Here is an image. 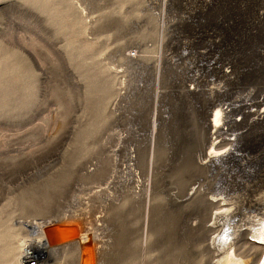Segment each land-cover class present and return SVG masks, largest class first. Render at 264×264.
<instances>
[{"label":"rangeland","instance_id":"obj_1","mask_svg":"<svg viewBox=\"0 0 264 264\" xmlns=\"http://www.w3.org/2000/svg\"><path fill=\"white\" fill-rule=\"evenodd\" d=\"M186 6L198 10L192 23L231 20L230 29L223 30V47L210 44L203 29L173 27L188 15ZM203 6L200 0H0V264H18L21 243L32 236L20 220L52 219L55 224L45 230L58 248L53 259L64 260L63 264L79 263L75 251L78 240L85 239L82 264L225 260L227 253L208 244L215 228L204 235L191 232L188 224L208 218L212 208L221 206L211 203L216 195L227 200L234 192L252 197V186L264 182V158L257 156V145H236L240 137L233 131L234 143L225 138L227 133L220 137L224 136L220 143L226 150L235 147L229 163L207 169L195 162L197 129L206 112L194 103L168 99L165 90L175 87L168 68L172 72L180 68L183 86L194 87L201 79L198 73L212 84L228 82L218 72L223 56L235 76L246 69L241 68L245 62L253 67L258 47L264 50V1L213 0L201 11ZM236 20L241 27H236ZM252 27L258 31L255 37ZM236 38L244 39V51L251 52L240 63L235 60L243 47ZM213 52L221 54L217 67L209 62ZM229 52L235 58H229ZM127 54L147 63V71L138 66L128 69ZM259 67V74H264V65ZM261 80L244 73L236 79L239 83L231 82L239 88L228 99L251 98L253 109L263 107ZM117 94L120 107L114 115ZM162 98L177 104L166 106L165 112L159 104ZM246 107L250 108L241 106L238 113L250 111ZM156 112L172 126L167 136L159 120L153 121ZM240 123H249L247 113ZM115 132L129 134V141L120 143L134 149L144 176L149 144L155 142L147 198L139 188H132L135 193L120 190L113 198L102 189L114 167ZM121 148L117 158L124 160L126 146ZM191 188L199 196L185 200ZM131 194L135 199H130ZM260 229L243 239V246L248 243L245 251H236L240 259L251 253L250 264H264Z\"/></svg>","mask_w":264,"mask_h":264},{"label":"bare ground","instance_id":"obj_2","mask_svg":"<svg viewBox=\"0 0 264 264\" xmlns=\"http://www.w3.org/2000/svg\"><path fill=\"white\" fill-rule=\"evenodd\" d=\"M200 1L205 5V6L201 7V11H206L207 7L212 6V3H213V0H200ZM260 4H261V2H260ZM71 5L73 6L72 3H71ZM195 7L186 6V10H187L186 12L188 13V15L186 17H184L183 21L179 22L178 24L174 25L173 27L176 29L179 26L181 28H184L185 25L186 26L190 25L189 27H185V28L191 29V30L194 29L197 31H200V29H203V30H205L204 32H207V34H208L207 40L210 41V44H212V45L218 44V46L223 47V45H224L223 44V38H224V34H226V31H223V30L224 29H230V27H228V26H229V23L231 22V20H226V21L225 20H219V21H217V22H220L221 26L217 22L212 23V22H206L205 21V22H202V24H201V22L192 23L191 18L194 17L196 12L198 11ZM254 7H255V5H254ZM260 7H261V5H260ZM261 17H264V12H262ZM238 21H239V19H238ZM238 21L235 22L236 27H241L239 25ZM223 24H225V25H223ZM234 26H235V24H234ZM257 32L258 31L255 27L251 28L252 37L257 36ZM222 33H223V35H221ZM236 39H237V42L243 47V52L239 55L240 59L235 60V63H240L244 58H248L251 55V52L249 50L244 51L245 45H246L244 39H238V38H236ZM250 39L257 41V39H254V38H250ZM258 48H259L258 52H256V54L253 57L254 62H252V63L254 66L249 67L247 65V63L245 62V64L241 65V68H246V69L241 70L239 72L240 75L238 74L236 76H235V73L232 69L228 70L230 68V66H229L230 61H227L225 59V56H223V59H222L223 62H222V65H219L220 71L218 70V72L219 73L221 72V77L224 78L226 81H228V82H226V84H220L221 82L220 83L214 82L212 84L210 79H208V80L206 79L207 78L206 75L201 76V74L198 73L197 75L201 79H199V81L195 84V86L190 87V85H188L187 87L186 86L184 87L183 84L181 83L182 79L180 77L181 74L179 72L180 68H178V67L173 68L174 67L173 66L172 67L173 72H172L171 68H168V71L170 73L169 76H170V78L172 77V79H173L172 82H173V84H175V87H173V88L168 87V89L165 90V94H167L168 99L171 98V100H172V98L174 97V99L175 98L177 99V102L179 100H182V101L189 102L190 105H191V103L192 104L194 103V105L199 106L200 108L202 107L203 111L205 109L206 114L204 115L205 116L204 120L202 121V124L200 125V127L197 129L196 144L194 146L195 147L194 148L195 153H194V158H193L195 160V162H199V165L203 166L204 168L211 169V167L218 166V165L222 166V164L229 163L230 157L232 156L231 154L235 153L234 152L235 147L232 148L230 151H228L224 147H222V145L216 144V142H214V140L212 138L213 133H216L217 136L219 134L223 135L224 133H226L225 130H223L224 127H223V129H222V127H218V122L221 120V114H222V112H225L226 110H227L228 122H225V123H227L229 126V128H228L229 133H231L233 131H238L236 133V136L240 137L239 140L235 142L236 145H238L239 143L241 144L243 142H247V144H249V145H251V143L253 145H257L258 148H260V149L262 147V150H260V149L258 150L259 152H258L257 156L260 158H264V107L258 108V109H253L252 106L254 105V101H252V99H250V98H246L244 101L234 100L232 98H231L232 100L228 99L229 97H231L232 93H236L234 91V89L238 90V88H239L238 86L233 85L231 82L233 81L234 83H236V79L239 78V76H244V73H246V74L251 73V78L254 79L255 81H259V80H261V78H264V74H259L262 72V69H260L261 67H259V66L261 64L264 65V50L260 49V46ZM219 54H214V52L211 54L212 58L214 56V58L209 61L212 64V66H215L216 63H218V61H217L218 56L217 55H219ZM220 56H221V54H220ZM229 56H230L229 58H231V57L235 58L236 54L229 52ZM255 56H256V58H255ZM127 59H128V69H130V67H132V66H133V68L138 66V67H141L142 70L147 71V67H146L147 63H145L144 61L136 62V61H134V60H136V58L130 54H127ZM217 66L218 65H216V67ZM221 68H223L224 71H222ZM123 82L124 81H121V83H123ZM202 82H204V83L202 84ZM237 83H239V81H237ZM202 86H205V87H202ZM229 86H232V88H230ZM117 95H118L117 98L115 97L113 102H112L114 115H117L115 113L120 107L121 95L120 94H117ZM172 95H174V96H172ZM174 99H173V101L176 100V99L175 100ZM173 101H171V102H173ZM177 102L175 101V103L167 104L168 103L167 100L165 101V99H163L162 101H160L159 104L162 105L163 110H165L166 106L176 105ZM227 102L230 103V107H224ZM241 105L242 106H247V105L250 106V108L246 107V109H250V111L246 112L247 118L249 119V123L245 124V125H243L244 123H240V122L236 123V121L233 120V115L235 112H237L236 107H240ZM259 106L257 105V107H259ZM173 107H176V106H173ZM169 110H171V108H169ZM111 111H112V109H111ZM157 111H158V109H157ZM166 111L167 110H165V112ZM154 120L156 122L159 120V122L162 125V127L160 126V128L162 130H165V135L168 134L166 131H170L172 129V126L170 125V122L166 119V117H164L163 115L159 116V114H157V112H156V115H155L153 121ZM197 121H200V119ZM114 122H117L116 117H115ZM241 125H243V126L241 127ZM114 135L116 136V142H117L115 144V146L113 145L114 149H112V155H113V159H114V161H113L114 164L113 163L112 164L114 167H113V170L111 171V174L109 176V180L105 183L106 186L103 188L101 187V188L106 189V190L108 189L109 190L108 193H109L110 197H112V198L115 197L116 193H118L120 190L127 191L128 193L129 192L133 193L134 192V190L132 189L133 187L135 188V190H136V188L137 189L139 188L142 191L141 193H143L144 196L147 195L146 193L148 192V189H149L151 181H152V166H153V158H154V155H153L154 149L153 148L155 146V142L149 144V147L151 148V156H150V160L145 162L144 172L147 173V175L144 176V175H142V173H140L141 171L138 170V167H140L139 166L140 160H139V156H135L133 154L134 149L128 148V144L123 143V145H122L120 143L121 140L128 142L129 141L128 140L129 134L128 133L125 134L123 132H122V134L119 132H115ZM153 136H155V134H153ZM222 138H223V136H222ZM225 138H226V135H225ZM223 140H225V139H223ZM211 141H212L214 146L208 147L209 146L208 144H210ZM221 142H223V141H221ZM230 142L234 143V141H230ZM232 145L234 146V144H232ZM125 146H126V154L124 156V160H119L117 158V155L120 152L119 150L121 147L125 148ZM182 146H184V145L182 144ZM229 148H231V147H229ZM236 152L238 153L239 151H236ZM235 157H237V156H235ZM260 158H259V160H261ZM245 168H246V166H245ZM261 176H260V178H261ZM123 178H125V179H123ZM132 184H133V186L131 188H129V186H131ZM243 186H246V185H243ZM125 188H126V190H125ZM195 188H191V191H189L187 193L185 200H191L192 201L193 199H195V197L199 194V193H197L199 191L196 190ZM249 188H250V186L248 185L246 190H248ZM251 189L255 192V194L254 193L252 194L253 195L252 197L247 196V195L243 196L242 194L241 195L240 194L235 195V192H234V195L232 194L233 196H230V198H228V200H229L228 201L226 198L224 199V198L218 197L217 195L214 196L210 200H211L212 204L217 203V204L221 205L218 209L213 210V208H212L211 211H209L210 212L208 215L209 217L206 218L207 217L206 216L205 219H203L202 221L201 220H199V221H193L192 220L193 222H189V224L187 222L188 229L193 233H197V232L199 233L200 232L201 234L203 233L205 235V233H206L208 235L209 231L212 228H215V231L217 233L214 236H210L211 238H210V241L208 244L211 246V248H214L215 251L217 250L221 254L227 253V256L224 255V257H225V260L223 258L224 261L223 260L221 262H220V260H217L214 262L211 261L210 262L211 264H250L251 263V261H250L251 260V253L246 254V252H244L246 254L247 258L240 259L238 257V254L236 251H238V253H239V249H240V251L242 250V252L245 251L243 249H246V248H243V247L244 246L246 247V245L248 243H246V245L243 246V244H245V243H243V239L244 238L247 239L248 235H254V233H256L258 231L260 226L262 227V229H260V234H262V239H264V182H262L260 184L253 185ZM249 192H246V193L244 192V193L250 194ZM203 193H204V191H203ZM134 196L135 195H132L130 197V199L134 198ZM145 197L147 198V196H145ZM179 199L180 198H178V200ZM175 200H176V198H175ZM191 201H189L188 203H191ZM211 206L212 205H210V208H211ZM99 216L101 217L102 215H99ZM62 220L63 219H60L58 221L60 222ZM20 223H21V225L25 226L26 229L31 230L32 236L28 239H23V242L21 243V247H22L21 254L17 259L18 264L19 263L21 264V262L24 260V258H26L28 255L36 256L39 260L38 264H54V263L63 264L64 263V260L57 262L56 260L53 259V256L58 254V248L54 247L52 245L51 240H50V238L47 235V232L45 230L46 225L55 224L53 219L51 221L43 220L40 222L20 220ZM56 225H54L55 227L53 228V230L57 234H59L60 229ZM186 227H187V225H186ZM213 234H214V232H213ZM259 240H260V238H259ZM262 241H264V240H262ZM87 243L88 242H86V239L85 240H78L77 251H75V252H78V256H79L78 257L79 258L78 264H82V262H84L83 257H84V251L86 249L85 245ZM248 246H251V245H248ZM251 248H252V246H251ZM253 248L256 250L257 246H254ZM211 252L213 253V249ZM254 252L255 251H253V253ZM244 253L242 255H244ZM256 253L257 252H255V255H256ZM216 254L214 255V257L216 256ZM219 256H220V254H219ZM221 256H223V255H221ZM76 260H78V259H76ZM204 260H208V259H204ZM253 261L256 262V260H253ZM204 263H206V262H204Z\"/></svg>","mask_w":264,"mask_h":264},{"label":"built area","instance_id":"obj_3","mask_svg":"<svg viewBox=\"0 0 264 264\" xmlns=\"http://www.w3.org/2000/svg\"><path fill=\"white\" fill-rule=\"evenodd\" d=\"M192 86V85H191ZM251 99V98H250ZM264 95L262 96V98H261V104H264ZM237 100H239V99H237ZM252 101H253V99H252ZM242 106V105H241ZM240 106V107H241ZM247 106H249V105H247ZM240 107H236L237 109H239ZM263 107H264V105H263ZM263 107H261V108H263ZM258 109V108H257ZM246 112H248V111H246ZM246 112H240V113H238V111L237 112H235L234 113V115H233V120L235 121H237L236 123H239V122H244V118H245V113ZM225 122H228V120H227V110L225 111V112H222V114H221V120L218 122V127H222V129H223V127H224V129L223 130H225V132L228 134V137H226V139H229L230 141L231 140H234V138L233 137H230V134L231 133H229V126H228V124L227 123H225ZM226 133H224V134H226ZM221 137V135L219 134L218 136H217V134L216 133H213L212 134V138H213V140H214V142H216V144H219V145H221L222 143H220V141H221V139L222 138H220ZM224 137V136H223ZM212 140V139H211ZM211 146H214L213 145V143H212V141H211ZM39 263V260H38V258L36 257V256H34V255H28L26 258H24V260L21 262V264H38Z\"/></svg>","mask_w":264,"mask_h":264},{"label":"water","instance_id":"obj_4","mask_svg":"<svg viewBox=\"0 0 264 264\" xmlns=\"http://www.w3.org/2000/svg\"><path fill=\"white\" fill-rule=\"evenodd\" d=\"M54 264H59V263H54Z\"/></svg>","mask_w":264,"mask_h":264}]
</instances>
